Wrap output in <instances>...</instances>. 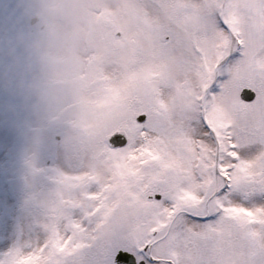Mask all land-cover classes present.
Instances as JSON below:
<instances>
[{
	"label": "snow or ice",
	"instance_id": "6c2138e0",
	"mask_svg": "<svg viewBox=\"0 0 264 264\" xmlns=\"http://www.w3.org/2000/svg\"><path fill=\"white\" fill-rule=\"evenodd\" d=\"M118 36L86 151L0 264H264V0H124Z\"/></svg>",
	"mask_w": 264,
	"mask_h": 264
},
{
	"label": "rangeland",
	"instance_id": "374dc122",
	"mask_svg": "<svg viewBox=\"0 0 264 264\" xmlns=\"http://www.w3.org/2000/svg\"><path fill=\"white\" fill-rule=\"evenodd\" d=\"M117 8L111 0H0L1 247L31 235L34 183L86 151L107 85L102 73L88 70L94 54L109 56L108 71L114 63L124 25ZM61 47L64 56L52 58L50 49ZM88 86L99 101L81 100Z\"/></svg>",
	"mask_w": 264,
	"mask_h": 264
},
{
	"label": "bare ground",
	"instance_id": "6f19581e",
	"mask_svg": "<svg viewBox=\"0 0 264 264\" xmlns=\"http://www.w3.org/2000/svg\"><path fill=\"white\" fill-rule=\"evenodd\" d=\"M111 3H112L113 6H116V5L118 6V8L116 9L117 12H123V10H124V2H122L123 4L120 5V6H119V3L117 1L111 0ZM78 28H79L78 23H73L72 24V29L74 31H78ZM73 35L77 36V33H74ZM41 51H42L43 54H45V52L47 53V50H41ZM49 52L51 53L50 55L52 56V58H55V59H59V58H62L64 56V49L62 47L61 48H52V49H50ZM92 56L93 57H92L91 61H93L95 63V67L93 69L89 68L88 72H92L93 71L94 73H96V72H98L99 74L102 73L104 79L107 80V77L110 74V71H108L109 69L106 70V68L104 67V64H107V62L109 61V56L107 54H105V53H103V54H94ZM110 70H111V68H110ZM85 76H86V73L83 76H81V77H85ZM55 77L59 78L58 75H55ZM32 79L35 82L41 80L42 79L41 73H36L35 75L32 76ZM59 81H61V80H58V81H55V82L58 83ZM94 81H97V80H94ZM45 83H48V82H45ZM53 83H54V81H53ZM91 83H92V81H91ZM0 84H1V82H0ZM49 84H52V83H49ZM65 84H67V83H65ZM89 88H90L89 86L85 87V88L83 87V91L86 93V95L84 96V99H81V100L82 101H92V102L99 101L95 96H93L91 94H88V89ZM68 165L69 164L67 162L66 163H62L61 168H58L53 173H55V175L56 174L58 175L62 171L63 172L68 171L69 170L68 167H67ZM32 221L29 222L28 227H30L32 225ZM5 248L6 247H1L0 246V250H3Z\"/></svg>",
	"mask_w": 264,
	"mask_h": 264
}]
</instances>
